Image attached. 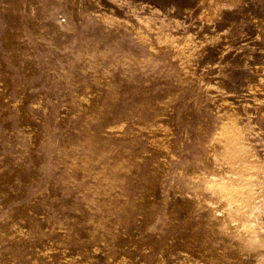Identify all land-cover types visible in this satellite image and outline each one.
<instances>
[{
	"label": "rangeland",
	"instance_id": "374dc122",
	"mask_svg": "<svg viewBox=\"0 0 264 264\" xmlns=\"http://www.w3.org/2000/svg\"><path fill=\"white\" fill-rule=\"evenodd\" d=\"M0 264H264V0H0Z\"/></svg>",
	"mask_w": 264,
	"mask_h": 264
}]
</instances>
